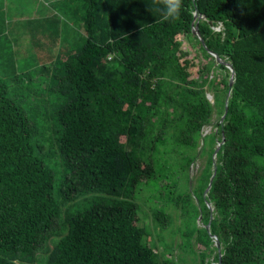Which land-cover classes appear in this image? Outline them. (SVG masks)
<instances>
[{"label": "trees", "instance_id": "trees-1", "mask_svg": "<svg viewBox=\"0 0 264 264\" xmlns=\"http://www.w3.org/2000/svg\"><path fill=\"white\" fill-rule=\"evenodd\" d=\"M82 1L85 44L63 50L56 85L45 86L61 98L51 141L0 77V264H183L157 255L134 194L189 183L198 156L191 195L202 212L168 200L181 203L185 225L201 219L191 246L196 232L216 264H264V0H184L181 18L162 23L151 0ZM35 95L32 110L45 103ZM214 111L205 154L197 148ZM52 159L66 172L57 193ZM84 194L89 206L69 204ZM155 218L166 228L172 215Z\"/></svg>", "mask_w": 264, "mask_h": 264}, {"label": "rangeland", "instance_id": "rangeland-1", "mask_svg": "<svg viewBox=\"0 0 264 264\" xmlns=\"http://www.w3.org/2000/svg\"><path fill=\"white\" fill-rule=\"evenodd\" d=\"M64 1L66 5L64 18L66 23L69 22L67 26L73 29V33L69 38L74 42L72 46L65 47V50L68 52L78 51V49L80 50L83 47L86 41L84 32V4L82 0ZM8 3L11 4L12 2L8 1ZM18 3L22 2H15V4ZM8 12L12 14L8 20L13 21L17 18L18 23L6 25L0 33V77L10 85V94L15 96L18 102L23 99L29 101L33 93L40 99L45 100L44 104L39 105L37 109H35L36 111L29 109L28 104L30 103L28 101L24 104V108L30 110V118L36 128L43 127L49 129L46 134L51 141V129H58L60 127V123L57 121L54 114L58 108L57 105H61V98L58 94H55L54 91L45 88V86H51V84L56 85L54 74L57 69L58 72L60 71L62 60L66 55L63 53V56L57 57L56 53L58 52L52 47L54 44L50 41L52 36L46 31L39 32L33 37L31 36L32 31L30 26L24 21H21L22 15L26 13L25 6L22 4L16 5L13 11ZM26 19L27 18H24V20ZM40 28L46 29L47 25H43ZM190 44H194V42ZM50 56L54 57L55 61L53 62H56L55 64L48 62L50 61ZM200 56L202 61L206 63L208 59L203 57L204 54L201 51ZM12 61L15 66H17L14 67L13 71L11 70L12 67L9 65ZM46 62L49 64L44 66ZM54 65H56L55 68L53 67ZM208 94V97L211 99L212 103H214L213 94ZM36 114L38 117H33ZM218 117V113L214 111L210 124L204 126L201 130L202 138L197 150H200L202 147V152L205 154H208L212 146L211 139L213 136L209 134L217 130L216 123L218 122ZM204 136H207L205 140ZM53 137L55 138V134ZM218 145V141L215 142L214 146H216V148ZM47 152L49 155H54L56 151H54V149H49ZM184 155L185 153H182L179 154L178 157L181 159ZM204 162L205 158L203 159L202 156H198L197 160L189 167V175L192 181L187 183L184 177H181L177 189L170 193L163 192L165 191L163 188L164 184L170 181L167 179L161 182L158 191L155 186L149 189L141 187L135 191L134 198L137 199L136 201L140 205V225L144 226L147 235L146 239L148 240L150 238V241L153 242L152 246H154L157 255L160 256L161 259L170 258L171 254H173L178 257L183 264H210V261H212V264H216L213 256L208 255V252L205 251L206 246L204 242L201 245L202 248L198 247L199 240L197 239L196 232L190 238L192 246L189 242V238L186 237L187 233L190 234L193 230L197 231L199 225L203 226L201 219H199V223L196 222V224H194L193 220H189L188 224L185 225V216L180 209L181 203L176 204L175 202H168V200L172 198L171 196L175 195V197H178L182 200V203L187 206L188 213L194 210V206L197 207L200 213L202 212L198 194H194L192 198L191 193L193 191L191 189V184L196 182V179L199 178ZM56 164V161L52 159L50 166L55 173V191L57 193L58 181L65 176L66 172L63 168L59 169ZM174 167L178 169L176 162H174ZM92 196L93 194H89V197ZM95 196L94 199H104L105 194H98ZM190 197L191 200L193 199L195 205L190 202V204L188 203V198ZM86 198L87 194L80 195L79 197L76 196L69 204L74 206L77 202H82L76 204V208L81 209L89 206L90 204L88 203L92 201V199H90L83 203V200ZM163 211L172 215V220L168 222L166 228L162 227L164 226L162 225V220H156L155 218V214ZM188 217L190 218V216Z\"/></svg>", "mask_w": 264, "mask_h": 264}, {"label": "crops", "instance_id": "crops-1", "mask_svg": "<svg viewBox=\"0 0 264 264\" xmlns=\"http://www.w3.org/2000/svg\"><path fill=\"white\" fill-rule=\"evenodd\" d=\"M11 1L12 3H8ZM22 2L15 4V2ZM23 5L26 7V13L21 17V21L27 23L32 31V37L39 32L46 31L52 37L53 48L58 53L57 57L63 56V50L65 47H70L74 43L69 38L72 35L73 29L68 27L64 18L65 1L64 0H0V33L3 31L6 25L12 23L17 24L18 20L9 21L8 18L12 15L8 11H13L16 5ZM24 18H27L24 20ZM43 25H47L46 29H41ZM35 33V34H34ZM5 37V36H4ZM86 38V37H85ZM53 56H50V59ZM14 70L15 64L13 61L9 64ZM19 68V67H18Z\"/></svg>", "mask_w": 264, "mask_h": 264}, {"label": "clouds", "instance_id": "clouds-1", "mask_svg": "<svg viewBox=\"0 0 264 264\" xmlns=\"http://www.w3.org/2000/svg\"><path fill=\"white\" fill-rule=\"evenodd\" d=\"M185 9L184 0H151L148 11H155L160 14L158 22H175L181 18Z\"/></svg>", "mask_w": 264, "mask_h": 264}, {"label": "water", "instance_id": "water-1", "mask_svg": "<svg viewBox=\"0 0 264 264\" xmlns=\"http://www.w3.org/2000/svg\"><path fill=\"white\" fill-rule=\"evenodd\" d=\"M195 17H197V15H196ZM193 33L196 34V35L199 37V39L203 42V38L200 36V33H199V31H198V27H197V26L193 28ZM208 51H209V53H211V55H213L217 60L220 59L219 56H218L217 54H215V53H213V52H210V50H208ZM220 61H221L222 63H224V60H221V59H220ZM228 67H229V69H230V71H231V78H230V82H229L230 90H229V94H228V95H230L231 88H232V86H233V84H234V80H235V71H234V69H233L232 66H229V65H228ZM208 96H209V95H208ZM226 110H227V102H226V105H225V113H224V115H223V118H224L225 115H226ZM220 145H221V143H219V145H218V147H217V149H216V151H215V153H214V164H213L214 172H213V175H212V177H211V179H210V183H209V185H208V188H207L206 192H208L209 189L211 188V185H212V182H213V177H214V175H215V173H216L215 156H216V154H217V152H218V150H219V148H220ZM209 226H210V223L207 225V227H209ZM219 246H220V243H219V241L217 240V247L219 248Z\"/></svg>", "mask_w": 264, "mask_h": 264}]
</instances>
